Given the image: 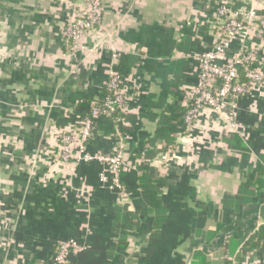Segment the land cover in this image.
<instances>
[{
    "label": "crops",
    "instance_id": "crops-1",
    "mask_svg": "<svg viewBox=\"0 0 264 264\" xmlns=\"http://www.w3.org/2000/svg\"><path fill=\"white\" fill-rule=\"evenodd\" d=\"M101 1L102 28L72 53L62 30L79 0H0V264H48L68 240L83 248L74 264H264V88L239 100L238 131L207 111L180 142L165 123L197 82L194 56L221 34L216 8L258 0ZM186 29L196 46L179 50ZM257 62L264 75V47ZM125 69L123 133L98 130L87 145L97 156L123 139L117 188L100 161L70 170L56 158L59 132ZM147 144L161 213L134 165Z\"/></svg>",
    "mask_w": 264,
    "mask_h": 264
},
{
    "label": "built area",
    "instance_id": "built-area-1",
    "mask_svg": "<svg viewBox=\"0 0 264 264\" xmlns=\"http://www.w3.org/2000/svg\"><path fill=\"white\" fill-rule=\"evenodd\" d=\"M79 1L80 13L62 30V36L72 53L82 51L83 39L96 28L101 29L103 23L101 0ZM260 11L264 12V0H258L250 7L234 9L231 5H219L216 8V20L221 26V34L209 52L196 56L198 78L196 84L187 90V99L192 101V105L185 117L187 130L185 134L179 135L180 142H185L183 137L191 131L205 108L214 110L227 124L230 119L228 107L236 109V101L249 94L255 88L256 81L260 80L261 74L258 70L246 73L249 80L247 84H239L237 80L240 69L247 68L250 63L257 61V58H254L258 51L257 42H264V15L258 14ZM233 44H237V48L231 52L230 58L228 52ZM229 58L230 60L225 62ZM118 59L116 53H113L112 60ZM105 88L108 95L104 100L92 102L77 124L59 132L60 149L56 161L63 168L70 170L81 163L100 161L109 167L118 188V173L124 165L122 138L117 139L109 154L93 156L87 152V145L94 136L93 120L100 115L110 117L115 110L124 114L127 109L123 78L116 71L110 72ZM117 135L120 138V134ZM139 162L137 161V164ZM82 251L83 248L74 240L62 242L48 264H67L73 256Z\"/></svg>",
    "mask_w": 264,
    "mask_h": 264
},
{
    "label": "trees",
    "instance_id": "trees-1",
    "mask_svg": "<svg viewBox=\"0 0 264 264\" xmlns=\"http://www.w3.org/2000/svg\"><path fill=\"white\" fill-rule=\"evenodd\" d=\"M234 9H237V7H234ZM258 14H263L264 12H258ZM216 19V18H215ZM186 34V35H185ZM183 35L186 36L187 38H185V40L182 42V44L179 46V50H184L187 51V49L189 47H195L196 43L194 41H191V33L190 31H188L187 29L183 32ZM186 40H190V42H186ZM193 60V59H192ZM194 61V60H193ZM119 62V60H118ZM191 62V60H190ZM180 64V68H178V73H182L183 71H185V67H182L181 64L182 62H178ZM120 66H124V60L123 63L120 64ZM259 69V65L257 61H254L252 63L249 64V66L247 68H242L238 71V82L239 84H247L248 83V78H246V73L248 71H255ZM117 73L119 74L120 77H125L127 76L128 70L125 69L124 72H119L117 71ZM107 91L106 88L104 87L102 90V97L99 99L104 100V98H106L107 96ZM92 101H89L87 103V110L89 109V106L91 104ZM192 105V101L190 99H187L185 97V103L182 105V107H178V108H173L171 107L168 108L167 112L171 111L170 116L167 118V120L165 121V123L169 126L168 128V132L169 133H175V135H183L185 134L186 130H187V124L185 123V117L186 114L188 112V110L191 108ZM207 111H209L207 108H205L202 111V115L204 113H206ZM128 121L127 115L121 113L119 110H115L110 117H106L105 115H100L98 116L96 119L93 120L94 123V130H93V134H97L99 131L101 130L106 134H112L115 135L116 132L121 134L123 133V124ZM197 124V123H196ZM194 127V126H193ZM161 131L162 128H159V131L157 132V137L159 138L161 136ZM149 145V149L148 147L142 145V148L140 149V151H138L135 156H136V160L139 162V164L136 165L137 171H142L144 174L142 176H140L139 178V188L141 189V196L143 197V199L146 201L147 203V208L149 212L155 211L156 213H161L164 212L163 206L160 203V199H159V192H156L153 188V186H151V182L150 180L147 178V173L150 171L149 168V163H150V158L148 157L149 154L153 151L152 147L150 144ZM169 147V146H168ZM152 150V151H151ZM151 151V152H150ZM149 152V154H148ZM118 211H123L124 210H118ZM127 211V210H125ZM124 215L126 216V213H124ZM156 225V224H155ZM129 227V224H123V236H127V228ZM264 230V228H262V231ZM58 247V246H57ZM53 252V254H55L56 249ZM73 256L70 259V262L67 264H74L72 262H76V258Z\"/></svg>",
    "mask_w": 264,
    "mask_h": 264
},
{
    "label": "rangeland",
    "instance_id": "rangeland-1",
    "mask_svg": "<svg viewBox=\"0 0 264 264\" xmlns=\"http://www.w3.org/2000/svg\"><path fill=\"white\" fill-rule=\"evenodd\" d=\"M101 4H102V1H101ZM102 7H103V6H102ZM102 25H103V24H102ZM234 45H235V47H233ZM263 47H264V42H260V41L257 42V48H258V51H257V55H255V57H254V58H257V61L259 60V58L261 57V55H262V53H263ZM236 48H237V44H233V45L231 46V51L228 52V55L230 56V58H232V54H231V52L234 51ZM211 49H212V47H210V49H209L208 51H206V52L200 54L199 56H201V55H203V54L209 52ZM197 57H198V56H197ZM194 58H195L194 62H196V55L194 56ZM199 58H200V57H199ZM230 58H229L228 60H226L225 62H228V61L230 60ZM223 63H224V62H223ZM196 65H197V62H196ZM259 78H260V80H257V81H256L255 88H254L253 90H251L249 94H245V95L241 96V97L236 101V109H233V108L228 107V116H230V119L228 120V123L225 124V125L227 126V128L232 129V130H235V131H238V130H237V128L239 127L238 124H237V114H238V111H237L238 108H237V107H238V102H239V100H241L242 98L249 97L250 95L254 94L255 91H256L257 93H259L261 90H263V88H264V75L261 74ZM257 82H258V83H257ZM192 86H193V85H192ZM187 90H188V89H186V91H185V92H186V95H185L186 98H188V92H187ZM184 99H185V98H184ZM183 102H185V100H184ZM207 109H208V110L210 111V113H212L213 115L218 116L217 113H216L214 110L212 111V110L209 109V108H207ZM201 114H202V113H201ZM201 116H202V115H201ZM201 116H200V117H201ZM200 117H199V119H200ZM199 119H198V121H199ZM198 121H197V122H198ZM197 122H196V123H197ZM224 122H225V121H224ZM196 123H195L193 126H195ZM230 124H232V125L234 126V128H231L232 126H231ZM194 128H195V127H194ZM194 128L192 127L191 131H189V133H188L189 136H190V134H191V132L193 131ZM136 164H137V161L135 160L134 165H136Z\"/></svg>",
    "mask_w": 264,
    "mask_h": 264
}]
</instances>
